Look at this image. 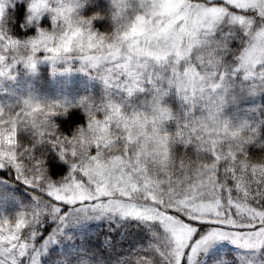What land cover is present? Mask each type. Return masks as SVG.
I'll list each match as a JSON object with an SVG mask.
<instances>
[{
  "label": "snow or ice",
  "instance_id": "6c2138e0",
  "mask_svg": "<svg viewBox=\"0 0 264 264\" xmlns=\"http://www.w3.org/2000/svg\"><path fill=\"white\" fill-rule=\"evenodd\" d=\"M95 2L29 0L27 20L51 25L18 38L0 0V75L78 59L105 83L100 99L0 105V170L13 178L0 186L31 195L0 216V264H199L225 240L264 264V106L228 113L264 94V0H109L85 16ZM72 108L86 122L68 134L54 117ZM102 221L93 245L65 232ZM141 226L147 240L131 243Z\"/></svg>",
  "mask_w": 264,
  "mask_h": 264
},
{
  "label": "rangeland",
  "instance_id": "374dc122",
  "mask_svg": "<svg viewBox=\"0 0 264 264\" xmlns=\"http://www.w3.org/2000/svg\"><path fill=\"white\" fill-rule=\"evenodd\" d=\"M28 2L29 0H9L6 5V26L14 37L24 38L36 34L37 24L41 27L51 25L48 13L42 14L38 22L35 19L31 22L28 21L27 16L30 14ZM20 4L24 5V14L18 20ZM108 7L109 0H96L95 3L85 5L83 14L88 16L97 10H106ZM44 20L47 22L46 24H42ZM97 20L100 21L101 19ZM102 20H106L110 24L107 18ZM21 23L24 24L23 28L20 27ZM28 29L30 32H27ZM38 55L43 56L44 53ZM80 65L81 61L78 59L61 60L56 63V70L54 71L50 61L40 59L37 61L35 70H32L26 67L22 61H18L12 64L8 75H0V105L6 109L15 110L24 99L45 104L57 100L75 104L81 97L102 98L105 92V83L96 75L98 69L81 70ZM262 95L264 94L242 95L238 104L229 106L228 113H235L239 117L255 118L256 114L250 109L259 106ZM22 136L28 137V134L22 133ZM4 193L9 192L2 185L0 186V195ZM16 206L17 199L13 196L0 200V216L13 215L18 211ZM227 251L238 254L237 258L243 260L240 250L227 240L217 242L206 254L216 255L213 264H225L229 260L225 254Z\"/></svg>",
  "mask_w": 264,
  "mask_h": 264
},
{
  "label": "trees",
  "instance_id": "16d2710c",
  "mask_svg": "<svg viewBox=\"0 0 264 264\" xmlns=\"http://www.w3.org/2000/svg\"><path fill=\"white\" fill-rule=\"evenodd\" d=\"M18 12L20 13V16L18 17L20 20L22 15L24 14V5L20 4L18 7ZM46 24L47 22L44 20L42 21V24ZM94 26L99 29L100 31H104L107 28L110 27V24L106 20H95ZM27 32H30V29L27 30ZM259 106H264V95L261 96ZM264 111V109H262ZM54 119L60 124L61 130L71 134L72 130L75 128L77 124L85 123V113L80 108H72L69 113V117H64L62 115H57L54 117ZM69 119H71V123H69ZM27 137V136H25ZM30 139V137H28ZM52 154H49L51 157ZM50 163H55V161H51ZM60 166L67 169V166L60 162ZM0 176L5 177L6 179H13L12 176L9 174L7 170H0ZM6 190L13 194L12 196L17 199V206L16 208L19 210L21 204H27L31 200L30 193L26 190V186H23L19 182H16L15 184H4ZM46 229L50 230L51 225H46ZM103 230V231H101ZM107 229L105 228V223L102 221L100 223H90L87 226H76V225H68L65 229V232L68 236L72 238L76 242V244H85V245H93L98 243V240L93 237L91 234L92 232L98 233V235H103ZM119 230L117 231L118 235ZM136 234L138 237H142V240L134 241L135 242H144L147 240V235L145 232V229L141 226L138 230H136ZM67 243H71V241H68ZM67 246V245H66ZM57 252V247H53L51 249V254L55 255ZM220 252V251H216ZM226 256L228 257V261L225 264H243V260H240L237 258L238 254L231 253L227 251ZM216 256V255H215ZM215 256L213 254H205L202 255L199 259V264H213V260H215ZM44 264H48V260L50 259L49 256H45L44 258Z\"/></svg>",
  "mask_w": 264,
  "mask_h": 264
}]
</instances>
